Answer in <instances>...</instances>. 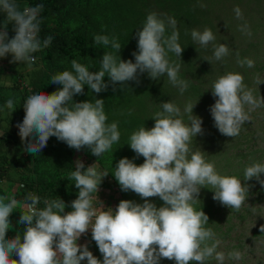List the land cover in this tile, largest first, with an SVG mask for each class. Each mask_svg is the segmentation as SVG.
Instances as JSON below:
<instances>
[{
  "label": "clouds",
  "instance_id": "1",
  "mask_svg": "<svg viewBox=\"0 0 264 264\" xmlns=\"http://www.w3.org/2000/svg\"><path fill=\"white\" fill-rule=\"evenodd\" d=\"M42 9V4H36L21 10L16 0H0V12L5 16L0 25V66L21 62L31 65L35 61L33 53L50 44L51 36L43 42L38 36ZM234 11L239 18L240 9ZM10 22L15 34L9 39L6 29ZM168 27L172 29L170 35H166ZM136 36L138 51L132 53L134 62L104 52L99 70L90 71L72 60L71 71L64 70L51 77L49 86H61L54 92L51 87L52 93L34 92L26 83H20L22 102L9 98L0 109V120H5L10 111L24 110L22 122L12 125L25 148L18 173L29 164L31 154L50 147L48 139L52 136L76 150L86 147L96 157L112 150L119 142L118 126L115 122L107 123L103 99L97 98L94 103L73 100L74 95L83 93L84 85L100 93L108 87L104 81L106 75L115 87L127 85L128 81L138 83L139 72L147 73L153 80L166 75L181 94L187 90L188 81L178 75L180 65L168 59L169 52L178 57L183 52L178 43L176 20L168 17L165 21L155 12L148 13ZM191 39L207 47L215 36L209 28L193 29ZM93 40L96 44L110 45L117 53L121 49L115 37L96 35ZM228 54L225 44L214 45L211 59L219 61ZM211 59L204 60L211 63ZM237 63L241 67H254V62L247 58L238 59ZM262 81L257 76L254 82L258 86ZM210 89L216 99L209 111L214 126L226 137L238 136L242 125L250 119L249 113L264 107V98L253 94L239 72L220 75ZM194 104H186L182 113L175 103L162 102V111L152 116L154 125L142 126L130 135L127 144L144 161L137 165L123 157L114 167L113 175L120 189L140 196L142 204L121 200L113 182L106 187L101 185L108 172L98 171V165L80 151H73L71 163L75 170L68 176L78 189L77 197L71 201V211H64L65 202L60 198L45 199L41 208L40 198L33 193H29L26 201L18 202L13 196L22 194L24 185L12 184L11 199L0 196V264H81L82 261L86 264H159L161 259L175 264H206L215 259L217 264H224L226 257L217 251L216 233L206 227L209 217L193 205L201 188H207L212 191L214 201L239 211L246 202L249 185L242 184L237 176L220 174L202 152L192 151L193 138L203 134L202 119L193 115ZM184 115L189 121L187 124ZM3 132L0 131V137ZM76 155L86 163L77 160L75 164ZM261 174H264V163L253 162L245 166L243 180L255 179L264 187ZM2 183L5 188L0 189L5 191L8 185L3 180ZM110 184L120 196L114 211L111 207L107 210L108 204L102 199L103 191ZM151 197H159L163 204L157 207L150 202ZM11 213L20 214L17 224L23 226V232L16 230L15 236L9 238L7 231L15 227ZM260 232H264V225L260 226ZM85 233L86 238L91 233L102 261L92 254L87 244H77ZM227 259L240 260L242 254L231 251Z\"/></svg>",
  "mask_w": 264,
  "mask_h": 264
},
{
  "label": "trees",
  "instance_id": "2",
  "mask_svg": "<svg viewBox=\"0 0 264 264\" xmlns=\"http://www.w3.org/2000/svg\"><path fill=\"white\" fill-rule=\"evenodd\" d=\"M16 3L21 10L24 7L42 4L38 36L41 42L48 36L52 39L48 46L33 53L35 61L31 65L21 62L0 66V109L5 106L9 98L22 102L20 83H26L34 92L52 93L51 87L53 92L56 91L61 86H49L51 77L64 70L71 71L72 60L85 65L90 71L99 70L104 52H112L117 57L120 56L122 60L134 62L132 53L138 51L136 32L142 26L146 15L151 12L157 13L165 21L168 17L176 20L178 43L183 47V52L181 57L169 52L168 59L171 63L180 65L178 75L181 79L188 81V88L181 94L178 88L168 81L166 75L153 80L147 73L139 72L138 83L128 81L127 85L115 87L106 75L104 81L108 87L100 93L92 92L87 85H84L83 93L74 95L73 100L76 102L88 100L94 103L97 98L103 99L107 123L115 122L118 126L119 142L113 145L112 150L96 157L86 147L76 150L52 136L48 139L50 147L45 148L41 153L31 154L29 164L22 167L21 173H18V169L25 148L12 125L14 126L15 122H22L24 110L10 111L5 120H0V131H4L0 137V181L3 180L8 185L5 191L0 189L1 197L11 199L10 188L12 184L19 182L24 185V191L22 194L13 196L18 202L26 201L29 193H33L40 198L41 208L44 207L45 199L60 198L65 202L64 211H71V201L77 197L78 189L68 176L75 170L71 163L73 151H80L82 155L92 159L98 165V171L108 172V175L102 178L101 185L106 187L108 183L113 182L121 194V200L127 199L142 204L143 200L140 196L120 189L113 175L114 167L123 157H127L137 165L143 163L144 158L137 156L127 142L130 135L140 127L151 128L154 125L152 116L157 111H162L161 104L165 101L175 103L182 113L186 104L195 103L193 115L202 119L203 134L206 137L203 138L199 134L195 137L191 143L193 151L203 153L198 149L207 144L209 139L211 143H216L218 140L229 138L221 135L215 128L209 111L216 99L211 94L210 87L213 82L211 77L215 80L227 72L240 73L230 63L245 59L248 56V47L245 44L238 50L233 46L231 40L234 33L229 31V28L234 25L230 22L240 20L237 19L234 11L236 8L240 9L241 16L247 17L248 22H253L255 18L259 19L264 0H16ZM259 4H262V7L258 9ZM4 21L5 16L0 12V25H3ZM205 28L211 29L215 40L207 47H202L192 41L191 31L193 29L203 31ZM6 30L9 39L14 36L11 22ZM171 31L170 27L166 28V35H170ZM96 35L115 37L121 44L119 53L110 45L94 43L93 38ZM219 44H225L229 54L217 61L211 58L214 45ZM205 58L211 59V63L204 60ZM253 68L255 71H264V65H255ZM212 72L217 75L209 77ZM207 87H209L208 90ZM258 114V110L251 111L249 113L251 118L242 125L241 129H249L255 125L256 129L261 131L262 129L258 127L264 126V114L260 117ZM183 120L186 124L189 123L186 115L183 116ZM254 132H247L251 140L254 138ZM204 157L211 162L206 155ZM149 200L157 207L163 204L159 197H151ZM193 206L209 217L210 207L207 206L206 200L198 197ZM10 215L15 227L7 231L6 235L9 238L15 236L16 230L21 231V234L23 232V226L17 224L20 214L11 213ZM88 238L89 250L102 261V254L92 240L91 233ZM13 257L18 258L15 255ZM159 264H175V261L161 259Z\"/></svg>",
  "mask_w": 264,
  "mask_h": 264
},
{
  "label": "rangeland",
  "instance_id": "3",
  "mask_svg": "<svg viewBox=\"0 0 264 264\" xmlns=\"http://www.w3.org/2000/svg\"><path fill=\"white\" fill-rule=\"evenodd\" d=\"M260 7H262V4H259L258 9ZM222 11L224 10L222 9ZM237 19L240 20L230 22L234 27L231 26L229 28V31L234 33L232 34L233 40H231L233 46L239 50L246 44L248 47V56L246 58L251 59L254 62V66H263L264 6L259 14V19L261 20L255 18L253 22H248L246 16H241ZM230 64L235 66L236 71H240V74H243L244 81H246L245 85L253 90V94H260L264 98V81L258 85V88H256L257 85L254 82L257 76L264 79V71H255L253 67L249 68L247 65L243 66L241 71V66L235 61H231ZM218 70L221 71L220 69ZM214 75L217 74L212 72L209 77ZM211 80L214 81V78L211 77ZM206 89L208 90L209 87ZM255 110L259 112L258 117L264 114V107ZM258 128L262 130H257L255 125L249 129H241L238 136L229 137L226 140L224 138L216 143H211V139H209L206 142L207 144L198 149L203 151V155H206L214 163L216 170L220 174L237 176L241 179L242 184L249 185V194L246 202L239 211L231 210L214 201L212 199L213 193L210 189L201 188L199 192V198L206 200L207 206L210 207L208 212L210 221H208L206 227L212 228L216 233V239L219 241L217 251L223 252L226 257L224 264H264V232H260V226L264 225V187L255 179L243 180V171L246 165L253 162L264 163V126L262 125ZM253 131H255L254 138L251 140L247 132L252 133ZM202 136L203 138L206 137L205 134H202ZM190 148L192 149V144H190ZM77 160L82 161L83 164L86 163V160L79 155L75 156V164ZM261 179H264V174H261ZM0 187L5 188V184L2 183ZM115 189V186L110 184L103 191L102 199L104 203L108 204L107 210H111V207L114 211L119 202L120 196ZM86 236V233L82 234L77 240V244H87L90 247L89 238H86ZM231 251H239L242 254V259H227V254ZM81 264H86V261H82ZM206 264H217V262L215 259H211L206 261Z\"/></svg>",
  "mask_w": 264,
  "mask_h": 264
}]
</instances>
